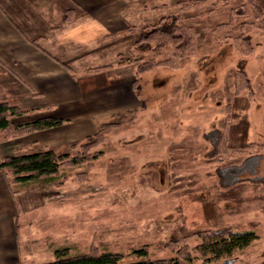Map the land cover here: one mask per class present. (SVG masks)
Here are the masks:
<instances>
[{"label":"rangeland","instance_id":"rangeland-1","mask_svg":"<svg viewBox=\"0 0 264 264\" xmlns=\"http://www.w3.org/2000/svg\"><path fill=\"white\" fill-rule=\"evenodd\" d=\"M12 1L0 0V15L17 33L6 34L9 44L0 33V45L11 48L4 61L0 53V96L8 100L1 103L20 110L22 115L15 118L34 116L36 111L23 103L45 91L31 86L29 77L40 72L35 58L18 65L19 47L36 55L43 52L81 85L102 73L99 80L106 78L110 86L129 81L140 103L123 113L107 114L111 116L92 136L54 148L48 142L36 145L69 156L54 178L23 187L4 174L12 197L27 191L43 203L28 216L26 230H19V249H13L15 262L9 264L47 263L62 247H69L73 255L117 253L128 263L144 259L134 251L146 249L152 260L170 264H263L264 0L193 5L188 10L193 18L178 21L192 37L189 45L180 48L171 40L158 48L161 34L148 33L158 29L162 19L180 13L182 3L189 1L181 0L177 13L130 30L136 34H106L102 41L112 45L119 46L113 37L123 35L131 43L123 44L125 51L114 54L108 64L81 70L74 67L72 57L93 54L90 50L101 39H90L87 46L68 44L75 55L71 53L67 61L45 45L61 29L50 30L51 23L46 22L35 23L36 29L31 23L18 24L14 17L20 18L23 8L6 9ZM70 11L65 12V21ZM147 68L151 70L141 73ZM89 85L87 91L94 89L95 84ZM47 93H54L53 87ZM89 93L84 96L90 98ZM53 98L38 105L48 106V111L59 104L68 107L70 100L58 99L53 105ZM47 117L64 119L63 124L70 121L59 112L41 118ZM60 132L59 139L67 140ZM220 133L224 146H234L236 153L215 145ZM221 158L225 161L219 162ZM228 227L253 232L258 239L220 259L202 251L205 235Z\"/></svg>","mask_w":264,"mask_h":264},{"label":"crops","instance_id":"crops-1","mask_svg":"<svg viewBox=\"0 0 264 264\" xmlns=\"http://www.w3.org/2000/svg\"><path fill=\"white\" fill-rule=\"evenodd\" d=\"M180 1L13 0L9 7L8 5L6 6V9L13 6L15 8H21V6L23 9L25 8V10L21 9L23 14H20V18L13 16L15 22L18 24L25 25L31 23L34 26L37 22L43 23V25L46 22L51 23L49 25L50 30L58 26L61 30L54 32L53 34L56 35L52 38L53 41L45 43V45L50 46L48 50L52 54L59 55V57L66 56L67 61H71L70 56L73 53L71 51L73 46L70 47L68 44L87 46V42L90 39H101V41L99 40L100 43L90 50V53L94 50L93 54L82 59L72 57L74 67L81 70L86 65L92 67L94 64H108L107 62L112 61L114 54L122 50L125 51L126 48H123V44L130 45L131 43L129 36L123 35L120 39L113 37L115 41L120 43V49L119 46L112 45V42L102 41L107 38L106 34H115L114 36L118 34H136L130 30L134 29L136 31L145 24L151 23L162 16L177 13ZM19 8L18 11L20 10ZM69 9L72 10L70 11L71 15L65 21V12ZM11 12L16 11L13 9ZM8 24V20L0 15V33H3V36H5L4 41L6 43H8L6 41L8 35L6 34H17L13 32L12 27ZM25 29L28 32L30 31L27 26ZM33 29H36V27L34 26ZM8 51H11L9 45H0V53L3 55L0 56L3 61L7 59ZM16 53L20 54L21 61L23 62H19L18 65L25 64L28 58H35L39 62L37 69L40 72L36 73V75L32 74L29 79L32 80L31 86H37L39 89L45 90H41L40 96L36 95L30 98L27 95L28 98L25 99L23 104L36 112L34 116H30L31 118H15L16 123H27L57 112L62 117H67L70 121L58 128L38 131L16 139H6L0 132V162L19 154L41 152L42 149L37 148L36 145L43 142H48L54 148V146H58L60 143L77 142L83 137L92 136L96 133L97 128L111 116L107 114L113 112L123 113L125 109H130L140 103L129 81L110 86L107 84L106 78L103 81L99 80V77L102 74L104 75L102 73L96 79H89L88 83L86 82L81 85L79 80L71 77L57 63L52 62L46 57L43 52L36 55L32 54L31 49L27 47H19ZM66 78L72 80L70 86L64 81ZM88 84H90L89 86L95 84L94 89H88L87 91ZM48 87H53L54 93H47ZM87 92H90L88 94L90 98L87 95L84 96ZM47 98H53L51 102L53 105L59 103L58 99L62 101L70 100V102L66 104L67 108L60 107L59 104L55 110L48 111V106L43 107L38 105L42 104L43 101H45L44 103H48ZM2 101L6 102L8 100H4L0 96V103ZM21 101L23 99L18 100L19 103ZM60 131L64 132L67 140L59 139V136L63 135ZM54 135L56 137L53 138ZM41 204L43 203L40 196L29 194L27 191H20L15 197H12L5 175L0 172V264L15 262L13 255L16 252L13 249H19L17 243L19 230H26L28 227V216L35 214L36 208L43 207ZM20 237H22V234Z\"/></svg>","mask_w":264,"mask_h":264},{"label":"trees","instance_id":"trees-1","mask_svg":"<svg viewBox=\"0 0 264 264\" xmlns=\"http://www.w3.org/2000/svg\"><path fill=\"white\" fill-rule=\"evenodd\" d=\"M215 1L218 2L220 0ZM207 2H209V0L185 1L181 5L180 13L162 19L158 23V29L154 28L148 33L161 34L160 37L156 39V46L158 48L165 47L167 44H172L171 42L173 41L171 40H174V42H179L178 45L180 48L189 45V41L192 40V37L188 36V33L186 32L187 27L179 24L178 21L182 18L185 21H187L188 18H193V16L190 15L191 13L188 12L190 7ZM212 12V9L208 10V14H211ZM166 37H168L169 41L166 40ZM145 70L151 69H143L141 73ZM137 83V80L133 82L135 86ZM20 115H22V113L18 108L10 106L6 103H0V132L4 135V138L11 139L12 137L22 136L29 132L55 128L65 122L64 119L58 117H47L28 123L16 124L13 119ZM224 137L225 136L220 133L215 145L224 146ZM253 146L254 144H251V147ZM223 150L228 152L234 151V153H236L234 146L232 148V146L226 145V147H223ZM68 157V155L58 154L54 150L20 154L1 161L0 172L3 174L6 173L7 176L12 177L15 184L26 187L28 184L38 182L41 179L47 180L54 178L58 173H60L62 166L64 165L65 161L68 160ZM224 161L225 160L221 158L219 162ZM230 169L232 170V168ZM231 170L228 171L230 172ZM256 239H258V237L253 232H233L231 228L228 227L224 230H217L212 235H205L203 237V244L200 248L203 252L212 255L216 259H220L224 256H231L237 250L248 248ZM134 253L140 257H143L144 259L128 263L124 260L123 255L117 253L90 252L87 254L73 255L69 247H62L55 250L54 260L43 264H170L164 260H152L149 257V253L146 249L136 250Z\"/></svg>","mask_w":264,"mask_h":264}]
</instances>
